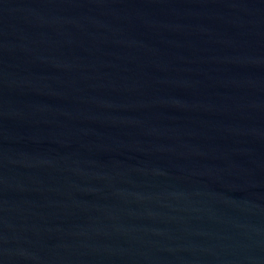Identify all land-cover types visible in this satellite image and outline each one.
Segmentation results:
<instances>
[{"label": "water", "instance_id": "obj_1", "mask_svg": "<svg viewBox=\"0 0 264 264\" xmlns=\"http://www.w3.org/2000/svg\"><path fill=\"white\" fill-rule=\"evenodd\" d=\"M0 264H264V0H0Z\"/></svg>", "mask_w": 264, "mask_h": 264}]
</instances>
